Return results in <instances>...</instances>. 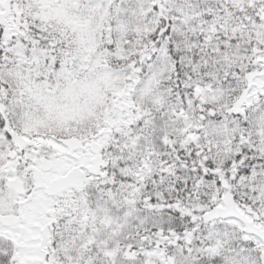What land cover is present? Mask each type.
I'll return each instance as SVG.
<instances>
[{
	"label": "snow or ice",
	"instance_id": "snow-or-ice-1",
	"mask_svg": "<svg viewBox=\"0 0 264 264\" xmlns=\"http://www.w3.org/2000/svg\"><path fill=\"white\" fill-rule=\"evenodd\" d=\"M0 264H264V0H0Z\"/></svg>",
	"mask_w": 264,
	"mask_h": 264
}]
</instances>
